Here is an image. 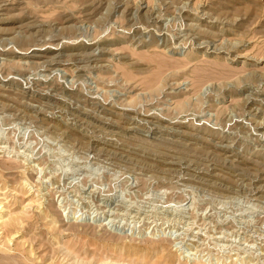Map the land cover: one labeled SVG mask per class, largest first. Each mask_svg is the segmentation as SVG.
I'll list each match as a JSON object with an SVG mask.
<instances>
[{
	"label": "rangeland",
	"instance_id": "1",
	"mask_svg": "<svg viewBox=\"0 0 264 264\" xmlns=\"http://www.w3.org/2000/svg\"><path fill=\"white\" fill-rule=\"evenodd\" d=\"M0 264H264V0H0Z\"/></svg>",
	"mask_w": 264,
	"mask_h": 264
},
{
	"label": "bare ground",
	"instance_id": "2",
	"mask_svg": "<svg viewBox=\"0 0 264 264\" xmlns=\"http://www.w3.org/2000/svg\"><path fill=\"white\" fill-rule=\"evenodd\" d=\"M114 263V262H113Z\"/></svg>",
	"mask_w": 264,
	"mask_h": 264
}]
</instances>
